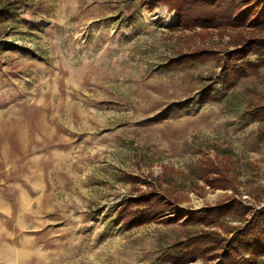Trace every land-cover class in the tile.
<instances>
[{
  "label": "rangeland",
  "instance_id": "374dc122",
  "mask_svg": "<svg viewBox=\"0 0 264 264\" xmlns=\"http://www.w3.org/2000/svg\"><path fill=\"white\" fill-rule=\"evenodd\" d=\"M225 1L0 0V264H264L222 253L264 212V0Z\"/></svg>",
  "mask_w": 264,
  "mask_h": 264
},
{
  "label": "trees",
  "instance_id": "16d2710c",
  "mask_svg": "<svg viewBox=\"0 0 264 264\" xmlns=\"http://www.w3.org/2000/svg\"><path fill=\"white\" fill-rule=\"evenodd\" d=\"M161 2L166 3L170 8L179 11L182 15L187 18L192 19L193 23H199L200 25H205L209 20H218L219 23L227 24L235 22L233 19V10L234 6H230L229 2L221 0H161ZM264 17V7H262V16ZM261 22V21H259ZM236 54V53H234ZM237 54H241V51H238ZM236 54V55H237ZM196 61V60H194ZM178 63V62H177ZM182 63V62H179ZM190 63H193V60H190ZM243 70L240 67H236L234 70H231L227 74L228 80L230 78H239L244 76ZM225 78V77H224ZM143 206H137L135 211V216L133 219L145 218V214L149 213V216H156L162 212V209L158 208H147L145 211L141 209ZM229 208L221 207L216 209L215 212L209 213H199L201 219L207 218V216H221L226 213H229ZM255 245V248L252 245ZM223 257H235L238 253L244 254L248 253H262L264 252V212L254 216L252 220L246 224L244 229L238 230L232 239L222 247ZM198 254V250H195ZM250 258H242V262H250Z\"/></svg>",
  "mask_w": 264,
  "mask_h": 264
}]
</instances>
